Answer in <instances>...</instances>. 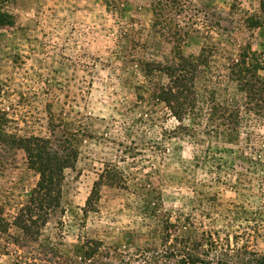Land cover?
<instances>
[{"label":"rangeland","instance_id":"374dc122","mask_svg":"<svg viewBox=\"0 0 264 264\" xmlns=\"http://www.w3.org/2000/svg\"><path fill=\"white\" fill-rule=\"evenodd\" d=\"M245 56L264 65V0H0V135L78 152L30 237L12 223L38 175L0 139V264H264V120L178 136L151 99L187 58L199 93L244 101L224 76Z\"/></svg>","mask_w":264,"mask_h":264},{"label":"trees","instance_id":"16d2710c","mask_svg":"<svg viewBox=\"0 0 264 264\" xmlns=\"http://www.w3.org/2000/svg\"><path fill=\"white\" fill-rule=\"evenodd\" d=\"M247 59L246 56L245 60L232 59L225 68L224 76L227 81L235 83L237 91L244 95V101L232 98L229 102H217L212 93H199L196 84L205 67L200 59L181 58L164 71L157 69L160 67L152 69L163 72L167 77V82L153 91L151 99L153 104L162 105L165 116L175 121L174 135L200 134L226 143L239 135L244 111L264 120V75L260 73L264 65L260 62L249 63ZM0 139L22 143L21 148L31 162V169L38 175L26 204L12 223L25 235L35 237L46 224L49 213L60 206L65 171L73 168L78 156L77 149L67 140L54 146L43 139L8 137L6 133L0 135ZM105 178L107 184L113 186L124 184L119 177ZM102 183L95 182L93 191ZM89 201L90 197L87 204Z\"/></svg>","mask_w":264,"mask_h":264}]
</instances>
